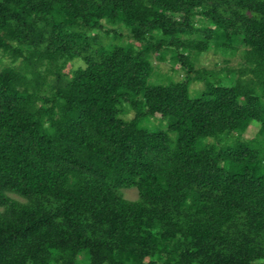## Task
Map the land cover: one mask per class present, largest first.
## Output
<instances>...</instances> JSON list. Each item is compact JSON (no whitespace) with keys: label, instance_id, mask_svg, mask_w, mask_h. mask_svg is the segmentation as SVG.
Segmentation results:
<instances>
[{"label":"trees","instance_id":"1","mask_svg":"<svg viewBox=\"0 0 264 264\" xmlns=\"http://www.w3.org/2000/svg\"><path fill=\"white\" fill-rule=\"evenodd\" d=\"M3 59L0 264H264V0H0Z\"/></svg>","mask_w":264,"mask_h":264},{"label":"rangeland","instance_id":"2","mask_svg":"<svg viewBox=\"0 0 264 264\" xmlns=\"http://www.w3.org/2000/svg\"><path fill=\"white\" fill-rule=\"evenodd\" d=\"M241 61L240 55L236 54L235 56H229V55H223L220 51H216L215 49H211L208 53L202 54L200 55L195 61V67L196 69H204L207 71H218L220 70L223 66H228V67H236L238 66L239 62ZM9 60L8 59H3V61H0V68L3 65H7L9 64ZM75 66H78L79 63L74 64ZM153 65H157V69H156V73H158V75H172L174 76L175 79L179 80V77H177L178 74H180V77L182 76V70L179 67V64L172 66L171 62L169 60H165V61H158L153 59ZM72 65L69 64L68 65V69H70ZM67 69V70H68ZM173 69L175 70V72L173 71ZM157 77V75L154 76V79ZM202 86V83L199 82H195L193 84H191L190 88L192 91L194 90H199ZM134 116V113L131 112L127 115H125V119L129 120ZM159 115H156V118L158 119ZM154 120L152 122V124H154L153 126L156 127L159 124H162V129H165V124L164 123H160L159 120ZM259 130V124H251L244 136H254L256 134V132H258ZM123 196L125 199L127 200H136L138 195H137V190L135 188L132 189H126L123 190Z\"/></svg>","mask_w":264,"mask_h":264}]
</instances>
